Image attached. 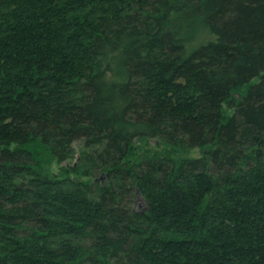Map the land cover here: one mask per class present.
Listing matches in <instances>:
<instances>
[{
	"label": "trees",
	"instance_id": "trees-1",
	"mask_svg": "<svg viewBox=\"0 0 264 264\" xmlns=\"http://www.w3.org/2000/svg\"><path fill=\"white\" fill-rule=\"evenodd\" d=\"M0 264H264V0H0Z\"/></svg>",
	"mask_w": 264,
	"mask_h": 264
},
{
	"label": "rangeland",
	"instance_id": "rangeland-1",
	"mask_svg": "<svg viewBox=\"0 0 264 264\" xmlns=\"http://www.w3.org/2000/svg\"><path fill=\"white\" fill-rule=\"evenodd\" d=\"M257 82H258V78H254L247 86H250L252 84H256ZM246 91H247V89H246V87H244L241 90L240 94L244 95V94H246ZM231 111L232 110H230L229 112L231 113ZM76 160H77V158H75L74 160H72L71 163L74 164L76 162ZM64 164H67V163L66 162L65 163H62V165H64ZM135 206H139V207H142L143 206V201L141 200L140 197H137L136 198V200H135Z\"/></svg>",
	"mask_w": 264,
	"mask_h": 264
},
{
	"label": "water",
	"instance_id": "water-1",
	"mask_svg": "<svg viewBox=\"0 0 264 264\" xmlns=\"http://www.w3.org/2000/svg\"><path fill=\"white\" fill-rule=\"evenodd\" d=\"M104 175H105V174H104V173H102V174H101V176H100V178L102 179V178L104 177Z\"/></svg>",
	"mask_w": 264,
	"mask_h": 264
}]
</instances>
